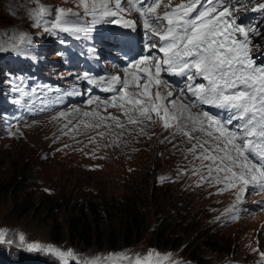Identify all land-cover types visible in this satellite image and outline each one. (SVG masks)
<instances>
[{"label": "rangeland", "instance_id": "1", "mask_svg": "<svg viewBox=\"0 0 264 264\" xmlns=\"http://www.w3.org/2000/svg\"><path fill=\"white\" fill-rule=\"evenodd\" d=\"M88 3L91 7L93 0ZM101 3L114 10L115 0H95L97 8ZM226 3L233 6L238 24L259 33L251 36V54L258 65L264 64V10H253L264 0ZM41 5L53 15L37 26L32 13ZM129 5L122 2L121 7ZM57 8L80 13L67 26L89 29L73 33L78 39L73 45L54 27ZM92 19L84 14L82 0H0V48L6 49L0 51V230L6 234L0 241V264H64L54 253L28 251V243L71 251L76 259L69 258V264H129L125 257L148 252L160 254L153 256V264L158 259L159 264H264V204L256 203L264 201V190L248 188L240 203L236 199L240 185L220 192L225 182H213L216 173L201 181L208 176L210 162L196 158L200 148L189 151L197 141L182 135L173 138L175 129H164L155 114V123L145 127V134L113 108L101 114L118 116L124 129L111 120L100 128L88 126L98 119L82 116L96 109L86 103L96 96L88 91L95 87L82 79L84 73L91 76L86 69L88 53L103 68L117 56L103 39L113 32V25L103 33V23L93 26ZM88 43H95L96 50ZM20 65H28L32 76L3 73L8 66ZM175 90L167 82L161 87L162 93ZM195 110L200 112L196 107L191 111ZM60 112L70 115L60 117ZM130 197L148 210L150 220L147 232L132 245L100 248L68 234L70 219L79 227L84 223L110 227ZM163 218L169 223L164 243L156 242L154 233ZM54 234L62 237L54 241Z\"/></svg>", "mask_w": 264, "mask_h": 264}, {"label": "snow or ice", "instance_id": "2", "mask_svg": "<svg viewBox=\"0 0 264 264\" xmlns=\"http://www.w3.org/2000/svg\"><path fill=\"white\" fill-rule=\"evenodd\" d=\"M122 2H130V9L122 8ZM82 6L84 14L93 18V26L103 23L132 31L136 29V21L125 19L121 12L134 10L142 20L144 37L139 43L141 52L146 53L128 60L123 78L111 75L96 79L88 73L83 74L82 79L89 85L111 94L105 100L96 95L86 101L95 104L96 109L83 112L82 116L98 118L97 123L88 126L100 128L111 120L124 129L125 123L118 116L101 114V110L106 112L113 108L126 117L127 124L140 126V133L145 134V127L155 123V114L164 129H175L173 138L182 135L189 141H197L189 151L194 153L200 148L202 151L196 158L210 162L206 165L208 176H202L201 181L216 173L213 182H225V188L220 192L240 185L236 196L240 203H243L242 197L248 188L254 192L264 190V64L258 65L251 54V36L259 35L256 29L238 24L233 17V6L226 0H188L175 7L162 5L161 0H115L116 10L108 3H101L97 8L95 0L91 7L88 0H82ZM162 7L165 10L161 15L158 9ZM253 10H264V4ZM32 15L33 22L39 26L41 20L53 13L41 5ZM79 15L71 9L57 8L54 27L66 33L87 32L88 28L77 25L61 27V23ZM109 17L112 19H107ZM132 39L131 36L114 35L109 42L113 47H121V41L126 46ZM0 51L6 49L0 48ZM165 75L183 77L186 84L176 93H162L161 87L166 85ZM197 79L206 83H196ZM186 94L192 98L191 104L175 98ZM203 106L219 111L216 115L206 110L191 111ZM73 111L80 112L79 109ZM66 115L70 114H59L60 117ZM196 132L202 133L206 139L194 136ZM256 203L264 204V201ZM235 208L234 205L233 210ZM5 238V232L0 230V241ZM19 239L23 245L24 235L21 234ZM26 248L28 251L54 253L64 264H69V258L76 259L71 251L50 244L28 243ZM154 255L160 257L159 253L148 252L144 256L125 259L129 264H153Z\"/></svg>", "mask_w": 264, "mask_h": 264}, {"label": "trees", "instance_id": "3", "mask_svg": "<svg viewBox=\"0 0 264 264\" xmlns=\"http://www.w3.org/2000/svg\"><path fill=\"white\" fill-rule=\"evenodd\" d=\"M240 2L242 1H236L235 3L240 4ZM249 4L251 5V3ZM168 224L167 218H163L158 227H156L154 230V233L157 234L156 242H166V240L162 239L164 237V232L168 228ZM149 227L150 220L148 210L140 204L137 198L130 197L125 201L119 219L110 227H91L85 223L79 227L73 225L70 219L67 225V232L70 234L71 238L76 239V241L80 243L97 245L100 248L103 246L114 248L119 245H132L144 236ZM58 230L56 229V232H58ZM54 235V241H58L62 237V235Z\"/></svg>", "mask_w": 264, "mask_h": 264}, {"label": "bare ground", "instance_id": "4", "mask_svg": "<svg viewBox=\"0 0 264 264\" xmlns=\"http://www.w3.org/2000/svg\"><path fill=\"white\" fill-rule=\"evenodd\" d=\"M135 21H136V23H138V19L137 18H135ZM115 28V27H114ZM117 28V27H116ZM123 64L124 65H127V63L126 62H123ZM111 65H113L114 66V68L111 66ZM110 67H111V70L110 71H107L106 72V75H105V77H109V76H111V75H113V70H117L120 74H121V77L123 78V74H124V72H123V70H124V68H125V66H122V65H117L116 63H114V62H112L111 64H110ZM95 71H96V69H95ZM131 71V70H130ZM102 72V70H98L96 73H95V77L94 78H96V79H99L101 76H99V74ZM105 72V71H104ZM166 76V75H165ZM165 80V79H164ZM85 82V81H84ZM204 83H206L205 81H203ZM176 90V92H178V89L179 88H181V87H183L182 85H179V86H173ZM95 95H99V94H95ZM100 96V95H99ZM179 98L180 99H182L183 101H185V102H187L188 104L190 103H192V98L190 97V95H188V94H186L185 96H179ZM185 102H183L184 104H187V103H185ZM199 111H202V110H206V111H208L209 113L211 112V111H214V110H216L215 108H211V107H208V106H203L202 108L201 107H196ZM192 110V109H191ZM196 112H197V110H195ZM195 113V112H194ZM211 114V113H210ZM197 134V133H196Z\"/></svg>", "mask_w": 264, "mask_h": 264}]
</instances>
